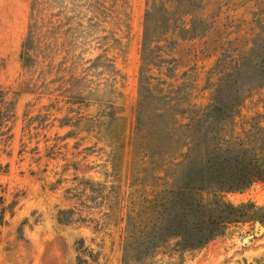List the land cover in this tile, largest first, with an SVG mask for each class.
Masks as SVG:
<instances>
[{
	"label": "rangeland",
	"instance_id": "374dc122",
	"mask_svg": "<svg viewBox=\"0 0 264 264\" xmlns=\"http://www.w3.org/2000/svg\"><path fill=\"white\" fill-rule=\"evenodd\" d=\"M0 92V264H76L81 240L89 264H122L127 209L182 162V127L219 103L222 139L264 149V0H0ZM223 201L236 223L151 264H264V230L242 242L264 184Z\"/></svg>",
	"mask_w": 264,
	"mask_h": 264
},
{
	"label": "trees",
	"instance_id": "16d2710c",
	"mask_svg": "<svg viewBox=\"0 0 264 264\" xmlns=\"http://www.w3.org/2000/svg\"><path fill=\"white\" fill-rule=\"evenodd\" d=\"M3 98L0 92V129L10 109ZM222 109L216 103L202 112L203 125L196 121L181 128L187 129L184 133L187 141L175 154H180L182 162L170 163V174L163 185L156 184L160 177L149 176L148 187L154 190L152 194L133 201L128 207L121 241L122 264H151L160 251L181 257L183 253L201 249L217 237L225 225L236 223L242 216V212L223 201V196L244 192L254 183L264 184V162L259 161V154L264 157V149L222 139L225 125L217 117ZM140 128L138 117L136 131ZM162 135L170 138V135ZM159 141L161 146L156 153L154 151L158 160L167 153H174L175 149L163 146L168 143L166 138L160 137ZM144 151L151 156L146 144ZM197 159L201 161L199 168ZM147 183L142 184L144 187L139 193L145 194ZM4 202L0 197V223L13 207L12 204L5 206ZM70 215H73L71 210L60 211L57 222H75L68 221ZM75 251L76 264L96 260L95 255L83 248L82 240Z\"/></svg>",
	"mask_w": 264,
	"mask_h": 264
},
{
	"label": "water",
	"instance_id": "95a60500",
	"mask_svg": "<svg viewBox=\"0 0 264 264\" xmlns=\"http://www.w3.org/2000/svg\"><path fill=\"white\" fill-rule=\"evenodd\" d=\"M263 230H264V228L261 227V226H259L258 228H255V232H254L253 236H248V237L244 238V239L242 240V242H243V243H247L248 240L253 239L254 237H257L258 235H260V233H261Z\"/></svg>",
	"mask_w": 264,
	"mask_h": 264
}]
</instances>
